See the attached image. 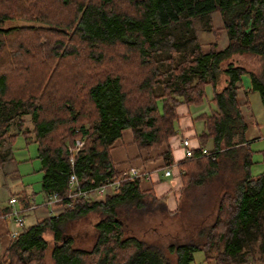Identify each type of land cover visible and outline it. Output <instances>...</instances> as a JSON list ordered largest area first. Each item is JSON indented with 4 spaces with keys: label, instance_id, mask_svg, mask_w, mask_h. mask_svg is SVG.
I'll list each match as a JSON object with an SVG mask.
<instances>
[{
    "label": "trees",
    "instance_id": "1",
    "mask_svg": "<svg viewBox=\"0 0 264 264\" xmlns=\"http://www.w3.org/2000/svg\"><path fill=\"white\" fill-rule=\"evenodd\" d=\"M214 12L227 43L202 51L192 23L200 19L210 29ZM242 53L259 57L260 67L246 69L232 60ZM244 72L247 89L240 84ZM208 83L214 107L198 115L203 128L191 155L174 163L179 190L230 174L208 200L213 218L196 239L171 241L166 249L172 259L160 245L124 234L118 217L123 205L139 213L162 206L175 212L163 201L166 192L155 196L140 188L138 178H125L100 198L56 202L60 211L9 237L0 264H44L47 250L52 264H190L197 249L212 264L264 263V170L251 173L253 151L241 108L248 100L239 101L241 89L242 97L254 90L264 104V0H0V144L19 133L32 135L44 196L64 195L71 170L84 189L114 179L120 170L111 150L124 129H130L138 156L159 147L177 133V105L202 102ZM26 113L30 129H23ZM13 120L18 130L9 133ZM76 138L82 144L71 164L68 147ZM7 152L0 149V162L11 158L9 146ZM162 156L164 166L172 165L168 148ZM18 192L19 204H28L29 194ZM92 212V246L73 245L66 225Z\"/></svg>",
    "mask_w": 264,
    "mask_h": 264
},
{
    "label": "rangeland",
    "instance_id": "2",
    "mask_svg": "<svg viewBox=\"0 0 264 264\" xmlns=\"http://www.w3.org/2000/svg\"><path fill=\"white\" fill-rule=\"evenodd\" d=\"M16 24H22V22H4L5 26ZM210 26V29H206V24L200 19H194L192 23V29L197 41L201 43L202 51H207L213 47L221 49L227 43V34L222 27V21L218 13L214 12L210 14ZM174 58L176 59L177 56ZM232 60L242 64L246 69H258L261 65V59L250 53L234 54ZM223 77L221 75L219 78L220 85L223 84ZM240 84L245 89L249 87L250 81L246 72L242 73ZM212 92L213 87L208 83L205 85V97H203L202 102L195 106L189 105V108L194 110L193 108L197 107L206 114L210 113L214 107L210 101ZM244 99L248 100V108L241 105L244 118L247 121L245 136L252 139L250 147L253 151V163L251 164L250 170L255 175L264 170V104H262L258 92L254 90H250L245 97L239 94V101L241 103V100ZM21 117L23 120V129H30L32 124L29 113L23 114ZM14 119L16 120V118ZM15 120L9 126V133L18 130ZM199 125H196L197 132L203 128V124ZM175 126L177 128V122ZM7 146L10 147L11 158H6L0 162V215L5 211L4 208L9 206L8 201L11 197L15 198L18 203L22 202L20 192H18L21 189H24L29 194L32 202L38 205L24 217L23 225L31 224L35 219L41 218L44 215L60 211L63 208L60 203L56 207L53 205H40L44 200V194L40 185L42 172L39 170L40 162L36 158V144L33 141L32 135L25 136V134L19 133L12 137L9 144L4 140L0 144V149L4 156H8ZM205 146L208 147V144H205ZM182 150L184 154L183 146ZM170 168L172 170V167ZM176 170V167H174V180L178 179V170L175 172ZM229 174L230 172L226 173L224 171L223 175L221 174L224 177L223 179L217 176L212 182L208 181L203 186L191 185L183 192L179 190V196L174 199L175 205L170 209V211L175 209L173 213L167 212L163 206L153 209L149 207L148 211L141 210L139 213L129 205H123L124 207H121L120 212H118V217L122 222L124 234L134 235L146 242H154L160 245L163 252L173 259L174 255L167 253V245L171 241L177 243L196 239V232L211 222L215 208L213 206L211 208V203H208V200L210 201L216 195L215 188ZM172 175L170 176L172 177ZM168 177L162 178L161 180L165 181L167 189L169 187L172 188L171 185L173 183V179ZM99 197L101 196H92V198ZM163 201L168 203L170 199L167 197ZM96 219L97 214L92 212L66 225L64 232L72 236L73 245L85 249H89L92 246L97 233L94 228ZM7 222L9 226L14 225L11 217L7 218ZM47 237H50L49 233H47ZM43 260L44 264H52L48 250L45 252ZM190 264H212V261H205L203 250L197 249L193 252V258Z\"/></svg>",
    "mask_w": 264,
    "mask_h": 264
},
{
    "label": "crops",
    "instance_id": "3",
    "mask_svg": "<svg viewBox=\"0 0 264 264\" xmlns=\"http://www.w3.org/2000/svg\"><path fill=\"white\" fill-rule=\"evenodd\" d=\"M223 84H224V78H223ZM222 84V85H223ZM218 88L221 87L220 84L217 86ZM239 93L242 95L243 91L242 89L239 91ZM243 101V100H241ZM195 106V105H191ZM194 110H191L188 105L181 103L178 104L176 107V112L178 114L177 117V133L168 140L160 145L159 147L155 149H151L150 151H142L141 154L135 145V143L132 141V135L130 129L126 128L124 129L122 133V137L118 141L117 146H115L111 150V156L112 159L116 165V167L121 171L124 169H127L130 166H134L138 168L139 170L143 171L145 173V176L138 178L139 179V186L141 189H151L152 192H154L155 196H159L166 192V197L170 199L168 201L167 206L169 209L174 207L175 205V198L179 196V187L181 185V179L179 174V168L174 165L176 160H179L183 158V150L181 145V139L182 138H188L190 147L197 146L199 141L197 138V134L200 132H197V126L199 124H202V118H199V112L205 113L203 110H199L197 107L193 108ZM200 122V123H199ZM200 127V125H199ZM252 140V139H250ZM205 144H208L209 146V140L206 141ZM204 147H206L204 145ZM168 148L171 152L173 162L170 167H172L171 175L173 172L174 167L178 170V179L174 180V172L171 177L172 180V188L169 187L166 188L165 181H161L162 178L168 177L163 174V167L164 166V158L162 156V152ZM177 170L175 172H177ZM161 174V175H160ZM168 177V178H169ZM30 197V196H29ZM58 203L53 204V206H57ZM3 209V208H2ZM1 210V209H0ZM15 225L9 226L6 219L0 218V254L4 250V248L7 245V242L9 240L10 232L12 230H15Z\"/></svg>",
    "mask_w": 264,
    "mask_h": 264
},
{
    "label": "built area",
    "instance_id": "4",
    "mask_svg": "<svg viewBox=\"0 0 264 264\" xmlns=\"http://www.w3.org/2000/svg\"><path fill=\"white\" fill-rule=\"evenodd\" d=\"M82 140L80 138H76L74 140L73 146H69L68 149L71 153L69 158L70 163H73V155L76 153L78 148L81 146ZM181 145L184 147V155H191V147L189 144L188 138L181 139ZM163 174L165 176L171 175L170 166L164 167ZM145 176V173L134 166H130L127 169L121 170L120 173L112 179L111 181H106L104 184L98 186H91L88 188L80 187L78 178L73 170L70 171L67 178V186L68 190L64 193V195H59L56 191L50 192L44 196V200L40 203V205L47 206L53 205L56 202L62 200L63 198H70L75 196H89L92 198L93 195L103 196L105 193H110L111 190H114L120 183L121 180L125 178H140ZM100 198V197H99ZM30 199V197H29ZM9 206H6V210L1 213L0 218H12L14 225L16 227L15 230L10 232V235L13 236L17 234L24 224V217L29 213V211L35 209L38 205L33 203L32 200H29V203L26 205L19 204L15 198L9 199ZM17 205V206H16ZM248 264H264V263H248Z\"/></svg>",
    "mask_w": 264,
    "mask_h": 264
},
{
    "label": "bare ground",
    "instance_id": "5",
    "mask_svg": "<svg viewBox=\"0 0 264 264\" xmlns=\"http://www.w3.org/2000/svg\"><path fill=\"white\" fill-rule=\"evenodd\" d=\"M111 181V180H110Z\"/></svg>",
    "mask_w": 264,
    "mask_h": 264
}]
</instances>
